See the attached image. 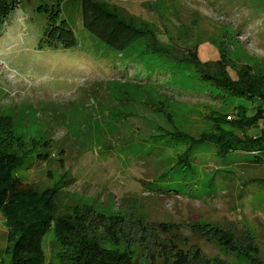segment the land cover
<instances>
[{
	"label": "rangeland",
	"instance_id": "obj_1",
	"mask_svg": "<svg viewBox=\"0 0 264 264\" xmlns=\"http://www.w3.org/2000/svg\"><path fill=\"white\" fill-rule=\"evenodd\" d=\"M82 1L14 0L1 18L0 118L32 145L18 176L38 189L60 183L55 216L92 204L105 216L177 226L158 232V248H131L135 264L178 253L191 264L264 263V158L255 165L246 153L220 159L194 147L193 171L182 173L189 141L177 137L242 133L235 112L259 101L202 82L194 61L264 76V0H90L140 34L120 55L85 31ZM39 7L58 10L72 48L43 39ZM203 225L228 232L236 248L190 229ZM52 241L53 227L42 242L47 257ZM169 243L179 251L167 255ZM6 244L0 215V261Z\"/></svg>",
	"mask_w": 264,
	"mask_h": 264
},
{
	"label": "trees",
	"instance_id": "obj_2",
	"mask_svg": "<svg viewBox=\"0 0 264 264\" xmlns=\"http://www.w3.org/2000/svg\"><path fill=\"white\" fill-rule=\"evenodd\" d=\"M22 1L30 0H16V3ZM17 5L14 0H0V22L5 12L14 11ZM82 7L85 31L103 47L120 55L138 40L140 34L133 25L118 19L104 5L83 0ZM38 11L45 17L44 40H54L64 48H72L76 44L73 32L68 23L61 19L58 10L39 7ZM194 65L197 74L203 78L202 82L223 90L232 98L258 100L259 105L235 112L237 118L233 121L241 128L240 136L219 131L215 135L203 134L193 140L177 134L181 141H189L185 154L178 158L180 171L190 174L193 171L190 155L194 147H209L214 157L220 159L246 153L251 156L248 162L262 164L264 127L258 129L261 121L264 122V76L239 74L220 61L201 64L195 60ZM210 69L217 70L211 72L213 70ZM31 148L32 145L26 147L20 137L12 134L10 122L0 118V215L4 220L7 241L4 251L6 259H2L0 264H135L131 248L136 245L147 251L152 246L158 248V232L167 234L177 228L143 222L139 218L133 221L129 214L105 216L103 211L97 210L92 204L75 207L69 215L55 216L60 183L38 189L31 183L23 182L18 176ZM51 227L54 241L51 242L47 257L42 242ZM190 229L224 248L232 251L236 248L235 239L224 230L213 227L209 230V226L204 225L192 226ZM115 246H122L124 250H113ZM165 249L167 255L171 251H179L173 243L166 245ZM164 258L162 264H191V259L184 260L179 253L174 262L173 257ZM248 258L250 264H264L251 256Z\"/></svg>",
	"mask_w": 264,
	"mask_h": 264
}]
</instances>
